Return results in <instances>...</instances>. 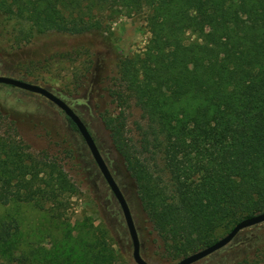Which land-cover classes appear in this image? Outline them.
I'll list each match as a JSON object with an SVG mask.
<instances>
[{
  "label": "trees",
  "instance_id": "obj_1",
  "mask_svg": "<svg viewBox=\"0 0 264 264\" xmlns=\"http://www.w3.org/2000/svg\"><path fill=\"white\" fill-rule=\"evenodd\" d=\"M138 15L146 43L121 57L110 25ZM51 37L71 43L55 47ZM66 63L70 107L126 200L140 251L150 241L175 262L264 211V0H0L1 75ZM90 109L102 144L82 117ZM9 188L5 203L51 218L77 193L61 166L0 135V191ZM17 236L16 219L0 221V264H38ZM56 256L52 264L91 262L63 247ZM200 264H264V224Z\"/></svg>",
  "mask_w": 264,
  "mask_h": 264
},
{
  "label": "rangeland",
  "instance_id": "obj_2",
  "mask_svg": "<svg viewBox=\"0 0 264 264\" xmlns=\"http://www.w3.org/2000/svg\"><path fill=\"white\" fill-rule=\"evenodd\" d=\"M107 37L115 46L117 55L128 57L143 48L148 35L143 19L138 15L116 19L110 25ZM88 39L87 36L84 41ZM50 41L55 42V47L71 43V40L55 37H51ZM96 50L103 57L111 58L113 55L104 45H98ZM71 66L66 63L39 74L22 70L18 71L20 75H5L41 87L44 85L73 107L76 95L66 85V78L73 68ZM0 108L8 114L0 122V135H8L22 142L30 153L57 163L77 190L76 195L68 200V205L58 212L57 218H51L46 212L34 209L29 204L5 203L4 199L9 198L14 190L9 188L0 191V221L8 218L17 220V241L29 255L36 258L38 264H52L57 261L56 251L63 247L64 251L86 254L91 262L82 260L83 264H134L120 210L101 176L97 174V168L92 164L85 145L82 146L81 139L67 127L62 112L38 95L2 85ZM82 117L93 137L102 144L105 134L99 118L91 109L88 116L83 114ZM20 191L27 195L30 193V189L24 186ZM229 229L220 231L215 239L224 236ZM141 250V258L148 264L176 262H169V257L158 251L150 241ZM202 260L194 264H200Z\"/></svg>",
  "mask_w": 264,
  "mask_h": 264
},
{
  "label": "water",
  "instance_id": "obj_3",
  "mask_svg": "<svg viewBox=\"0 0 264 264\" xmlns=\"http://www.w3.org/2000/svg\"><path fill=\"white\" fill-rule=\"evenodd\" d=\"M0 85L12 87L44 98L46 101H48L49 103L54 105L57 109H59L64 115V117L67 118L74 125L95 167L97 168L98 173L100 174L102 180L104 181L105 185L107 186L110 194L112 195L113 199L115 200L120 210L122 220L126 228L127 235L131 245V258L133 263L148 264L140 256L139 241L126 200L123 197L118 185L114 181L99 151L97 150L92 137L90 136L89 132L87 131L86 127L84 126L80 118L74 113L72 108H70V106H68L62 99L54 95L52 92L46 90L41 86L29 82L0 75ZM263 223H264V211L252 215L250 217L243 218L240 221H238L236 224H234L224 236L218 238L212 244L196 252H193L191 254L182 257L174 264H194L227 246L242 230Z\"/></svg>",
  "mask_w": 264,
  "mask_h": 264
}]
</instances>
